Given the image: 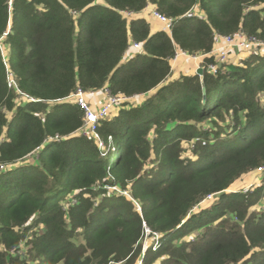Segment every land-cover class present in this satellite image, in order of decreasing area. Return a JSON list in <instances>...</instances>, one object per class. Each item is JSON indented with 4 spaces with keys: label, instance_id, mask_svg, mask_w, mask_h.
Returning a JSON list of instances; mask_svg holds the SVG:
<instances>
[{
    "label": "trees",
    "instance_id": "obj_1",
    "mask_svg": "<svg viewBox=\"0 0 264 264\" xmlns=\"http://www.w3.org/2000/svg\"><path fill=\"white\" fill-rule=\"evenodd\" d=\"M236 32L264 44V0H0V264H264V47L212 54ZM78 89L132 99L97 139Z\"/></svg>",
    "mask_w": 264,
    "mask_h": 264
},
{
    "label": "built area",
    "instance_id": "obj_2",
    "mask_svg": "<svg viewBox=\"0 0 264 264\" xmlns=\"http://www.w3.org/2000/svg\"><path fill=\"white\" fill-rule=\"evenodd\" d=\"M192 12L188 13L187 16H192ZM129 16V14H127ZM151 16L154 17L160 24H161V30L166 31L168 33L171 32V26L173 24V20L170 18H167L166 16L151 10ZM131 17V16H129ZM216 46L212 52V54L217 57L220 62L225 63L230 54L234 53L236 51H241L244 49H257L259 47H264V44L259 42L254 37H247L242 32H236L232 35L227 36H217L216 37ZM142 46L139 43H133L127 53L129 51H140ZM181 56H188L184 52L178 51L175 58L172 61V66H174ZM194 60L200 59V57H191L188 56ZM201 68L204 69V67L201 66ZM210 69L212 71H215V67L212 65L210 66ZM9 73V72H8ZM13 74L9 73L8 75V81L10 86H15L14 77L13 79L9 80V76ZM104 94L107 96L106 101L103 105H101L98 109H91L87 106L86 103V92H84L82 89H78L76 94L74 95V98L76 102L84 109V112L86 114L85 121H84V128L82 129L83 134L88 135L89 133L94 135L95 138L99 139L97 129L98 124L101 119L106 118L114 108L118 107L120 104L130 101L132 98H127L125 96H112L108 89H105ZM56 139H58L56 137ZM103 143H100V146H102ZM3 168V166L0 167V170ZM261 170V169H260ZM122 195L128 196L127 192H120ZM129 197V196H128ZM211 196H208L207 200L210 199ZM150 234H152L155 239L153 242V250L157 248L159 235L157 233H153L150 229L145 227V233L144 238L148 237ZM141 264V263H140Z\"/></svg>",
    "mask_w": 264,
    "mask_h": 264
},
{
    "label": "rangeland",
    "instance_id": "obj_3",
    "mask_svg": "<svg viewBox=\"0 0 264 264\" xmlns=\"http://www.w3.org/2000/svg\"><path fill=\"white\" fill-rule=\"evenodd\" d=\"M149 11L150 10H146L147 14L151 15V12H149ZM190 62H192V60L190 58H188L186 56H181V58H179V60L174 65L175 67H174L173 74L174 75L177 74V72H179L181 69H183L185 67L187 69H189V71L197 72V69H195L193 67L194 65L191 64ZM11 79H13L12 75L9 76V80H11ZM99 92H102V91H99ZM96 93H98V92H96ZM92 95L95 96V93H92ZM85 99H86L87 106L89 108H91V109H98L101 105H103V103L101 104V102L96 103V105L91 104L90 101H88V99L86 98V96H85ZM117 110H118L117 108H114L111 113L114 114V113L117 112ZM260 182H261V175L251 174V175H248L245 178H243L241 183H239L238 186L235 187L234 189H246V191H247L250 188L258 186L260 184ZM211 199H209L208 201L212 202ZM261 205L256 207L255 209L256 210H261L262 209ZM263 206H264V204H263ZM154 239H155V237L151 236V235H149L146 238H143V240L141 242V245H142L141 256H142V258L145 256L147 248L154 242ZM140 263H141V259H139V263L138 264H140Z\"/></svg>",
    "mask_w": 264,
    "mask_h": 264
},
{
    "label": "crops",
    "instance_id": "obj_4",
    "mask_svg": "<svg viewBox=\"0 0 264 264\" xmlns=\"http://www.w3.org/2000/svg\"><path fill=\"white\" fill-rule=\"evenodd\" d=\"M146 10H150L149 12H151L152 8L148 7ZM146 10L142 13V16H145L148 19V21L151 23L152 31L153 32H157L158 30H161V24L154 17H152L151 15L147 14ZM133 52H135V51H129L128 53H126V58L129 57ZM186 57H188V56H186ZM188 58H190V57H188ZM190 59L192 60V62H190V63L194 65L193 67L195 69H198L199 67H201L200 66L201 57L198 60H194L192 58H190ZM174 67L175 66H172L173 72H174ZM181 73H183V74H191V73H196V72L189 71V69H187L185 67V68L181 69L179 72H177V74H175V75L173 74V76L177 77ZM92 93H95V96L92 95ZM142 97H144V96H142ZM86 98L88 99V101H90L91 104L96 105V103H98V102H101V104L102 103L104 104L105 101H106L107 96L103 93V91L102 92H98V93L91 92V93H86Z\"/></svg>",
    "mask_w": 264,
    "mask_h": 264
},
{
    "label": "water",
    "instance_id": "obj_5",
    "mask_svg": "<svg viewBox=\"0 0 264 264\" xmlns=\"http://www.w3.org/2000/svg\"><path fill=\"white\" fill-rule=\"evenodd\" d=\"M203 73H204V69L201 68V67H199V68L197 69L196 74L200 77L201 85H202V89H203V94L205 95V93H206V89H205V85H204V83H203Z\"/></svg>",
    "mask_w": 264,
    "mask_h": 264
},
{
    "label": "bare ground",
    "instance_id": "obj_6",
    "mask_svg": "<svg viewBox=\"0 0 264 264\" xmlns=\"http://www.w3.org/2000/svg\"><path fill=\"white\" fill-rule=\"evenodd\" d=\"M180 58V57H179ZM178 61V60H177Z\"/></svg>",
    "mask_w": 264,
    "mask_h": 264
}]
</instances>
